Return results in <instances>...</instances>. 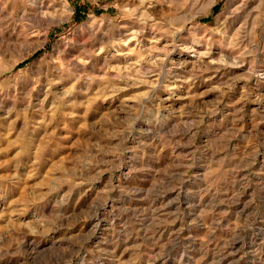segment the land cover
Wrapping results in <instances>:
<instances>
[{"label":"rangeland","instance_id":"rangeland-1","mask_svg":"<svg viewBox=\"0 0 264 264\" xmlns=\"http://www.w3.org/2000/svg\"><path fill=\"white\" fill-rule=\"evenodd\" d=\"M0 264H264V0H0Z\"/></svg>","mask_w":264,"mask_h":264}]
</instances>
